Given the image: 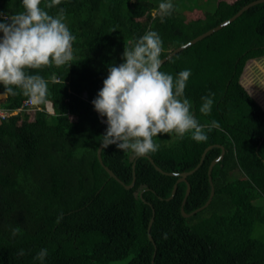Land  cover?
Masks as SVG:
<instances>
[{
    "label": "trees",
    "instance_id": "trees-1",
    "mask_svg": "<svg viewBox=\"0 0 264 264\" xmlns=\"http://www.w3.org/2000/svg\"><path fill=\"white\" fill-rule=\"evenodd\" d=\"M251 1L211 0L213 8L203 9L191 0L183 9L187 4L172 0L176 10L161 22L162 0H62L50 9L45 6L51 0H42L50 15L65 9V23L76 37L74 59L26 70L48 82L45 105L53 114L33 110L0 120V264H41L35 256L42 248L48 250L43 264H264V106L240 82L246 63L264 57V3L160 68L174 78L190 69L185 97L192 112L201 124L215 121L205 142L160 134L154 138L159 150L148 155L163 171L180 173L196 167L213 145L186 178L185 213L207 201V169L220 154L215 145L224 149L211 170L214 194L201 211L183 217L186 183H178L167 200L177 177L115 144L102 149L103 164L129 185L135 162V183L126 189L109 177L96 155L107 125L92 104L109 66L123 63L125 47L147 31L160 35L163 58ZM23 11L22 0H0V12L8 16ZM16 93L6 94L0 107L11 111L27 99ZM210 93L212 110L203 115L201 98ZM152 210L154 243L147 236ZM16 228L21 231L13 235Z\"/></svg>",
    "mask_w": 264,
    "mask_h": 264
},
{
    "label": "clouds",
    "instance_id": "clouds-1",
    "mask_svg": "<svg viewBox=\"0 0 264 264\" xmlns=\"http://www.w3.org/2000/svg\"><path fill=\"white\" fill-rule=\"evenodd\" d=\"M61 2L51 0L45 7L50 9ZM41 3L42 0H22L23 12L11 16L0 12V85L4 88L0 94L16 95L19 89L35 107L48 103V82L26 70L70 64L76 40L65 23V9L60 8L53 16L40 7ZM175 10L172 0H162L158 5L161 22ZM162 52L160 35L149 30L133 47H125L123 63L109 66L103 87L92 101L94 110L107 118L103 147L115 144L123 152L130 150L144 157L159 150L154 138L160 134H175L179 139L190 135L196 142L208 139L215 121L201 124L185 97L191 70H182L175 78L160 71ZM212 96L214 93L201 98V114L210 115ZM49 105L41 110L53 114ZM20 231L14 229L13 235ZM19 255H25L24 250ZM47 255L48 250L42 248L35 259L43 264Z\"/></svg>",
    "mask_w": 264,
    "mask_h": 264
},
{
    "label": "water",
    "instance_id": "water-1",
    "mask_svg": "<svg viewBox=\"0 0 264 264\" xmlns=\"http://www.w3.org/2000/svg\"><path fill=\"white\" fill-rule=\"evenodd\" d=\"M260 3H264V0H253L247 4H245L244 6H242L235 14H233L231 17L223 20L222 22H220L219 24H217L216 26L206 30L205 32L195 36L193 39L187 41L186 43L176 47L175 49H173L172 51H170L166 56H164L163 58H161V61H162V64L167 61L168 59H170L172 56H174L175 54L179 53L181 50L195 44L196 42L202 40L203 38L213 34L214 32L222 29L223 27H225L226 25H228L230 22H232L233 20H235L238 16H240L244 11L248 10L250 7H253L254 5H257V4H260ZM161 64V65H162ZM97 116L99 118V120L107 125L106 123V119H104L103 117H101L99 115V113H97ZM217 147H219L221 149L220 151V154L215 157L210 163H209V166H208V169H207V176H208V182H209V186H210V193H209V197L207 199V201L199 208L193 210L192 212L190 213H185L184 212V209H183V206L185 204V201L187 199V196L190 192V185L189 183L186 181V178L187 176L191 175L200 165L201 163L203 162V159L205 157V154L208 150H210L213 145H209L207 146L201 156H200V160L198 162V164L196 165V167H194L192 170H189V171H185V172H180V173H174V172H165L163 171L162 169H160L157 165H155L153 159L151 157H149L148 155L147 156H144L146 157L149 162L153 165V167L155 168V170H157L158 172H160L161 174H164V175H168V176H175L177 177L175 183L173 184V187H172V190H171V194L170 196L167 198V200L171 199L175 192H176V189H177V184L180 183V182H185L186 183V191H185V194H184V197L182 199V202H181V206H180V212L182 214L183 217H189V216H192L194 215L195 213L201 211L202 209H204L208 204L209 202L211 201L212 199V196L214 194V187H213V182H212V179H211V170L213 168V166L215 165V163H217L219 160L222 159L223 155H224V149L222 146L220 145H215ZM104 147L102 146V144H100L97 148V151H96V155H97V158H98V161L100 162V164L102 165V167L104 168V170L107 172V174L109 175V177H112L114 178L115 180H117L120 184L124 185V183L122 181H120L117 176L113 173L112 170H110L107 166H105L102 162V158H101V151ZM139 158V157H138ZM134 168H135V162L132 164L131 166V169H132V180L130 182L129 185H124V187L126 189H130L133 187L134 183H135V173H134ZM143 191L140 192V195ZM153 218H154V211L152 210V216L148 222V226H147V236H148V239L149 241H151L152 243L153 240H152V237L150 235V228H151V225L153 223ZM151 264H153V260H151Z\"/></svg>",
    "mask_w": 264,
    "mask_h": 264
},
{
    "label": "rangeland",
    "instance_id": "rangeland-1",
    "mask_svg": "<svg viewBox=\"0 0 264 264\" xmlns=\"http://www.w3.org/2000/svg\"><path fill=\"white\" fill-rule=\"evenodd\" d=\"M190 1L174 0V2L177 3L179 6H181L180 4L183 5L187 4L186 6L183 7V9L188 7ZM193 1H196V3H192L193 6L197 5L198 7H202L203 9L213 8L211 4V0H193ZM181 7H179V10L182 9ZM240 82L250 91V93L255 94L259 100V103L264 106V57L257 58V60L256 59L251 60L250 62L246 63L245 68L240 77ZM23 113H25V111H21L17 114H23ZM134 158H138V157L135 156ZM141 190L142 189H139L135 194L136 195L140 194ZM259 230L261 234H264L263 227L259 228Z\"/></svg>",
    "mask_w": 264,
    "mask_h": 264
},
{
    "label": "built area",
    "instance_id": "built-area-1",
    "mask_svg": "<svg viewBox=\"0 0 264 264\" xmlns=\"http://www.w3.org/2000/svg\"><path fill=\"white\" fill-rule=\"evenodd\" d=\"M4 101V100H3ZM2 101V102H3ZM0 102V103H2ZM33 110H41L40 107H35L32 106L31 104L28 103L27 99L23 100L22 103L20 104L19 107H17L14 110L8 111V110H4L0 107V120H5L10 116H14L17 113L21 112V111H33Z\"/></svg>",
    "mask_w": 264,
    "mask_h": 264
},
{
    "label": "crops",
    "instance_id": "crops-1",
    "mask_svg": "<svg viewBox=\"0 0 264 264\" xmlns=\"http://www.w3.org/2000/svg\"><path fill=\"white\" fill-rule=\"evenodd\" d=\"M3 95V98L0 99V102H2L6 98V94H0Z\"/></svg>",
    "mask_w": 264,
    "mask_h": 264
},
{
    "label": "bare ground",
    "instance_id": "bare-ground-1",
    "mask_svg": "<svg viewBox=\"0 0 264 264\" xmlns=\"http://www.w3.org/2000/svg\"><path fill=\"white\" fill-rule=\"evenodd\" d=\"M3 98V95H0V99Z\"/></svg>",
    "mask_w": 264,
    "mask_h": 264
}]
</instances>
